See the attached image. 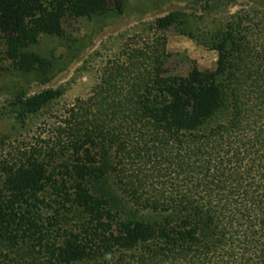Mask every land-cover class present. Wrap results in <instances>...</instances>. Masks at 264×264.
<instances>
[{"label": "trees", "instance_id": "16d2710c", "mask_svg": "<svg viewBox=\"0 0 264 264\" xmlns=\"http://www.w3.org/2000/svg\"><path fill=\"white\" fill-rule=\"evenodd\" d=\"M122 12L0 0V70L47 79L42 35ZM176 26L172 14L133 37L31 140H0V264H264V8L227 24L209 72L170 69L163 32ZM63 94L20 99L17 119Z\"/></svg>", "mask_w": 264, "mask_h": 264}, {"label": "rangeland", "instance_id": "374dc122", "mask_svg": "<svg viewBox=\"0 0 264 264\" xmlns=\"http://www.w3.org/2000/svg\"><path fill=\"white\" fill-rule=\"evenodd\" d=\"M123 12L107 17L81 19L67 27L64 38L57 32L44 34L33 49L54 61L47 79L19 72L9 62L0 70V140L6 146L31 140L46 122L78 98H87L108 59L117 58L135 36H153L158 20L176 15L177 26L163 32L171 55L169 66L188 73L187 59L203 72L215 69L216 42L239 11L262 10L264 0H120ZM4 33L0 30V49ZM63 89V96L41 114L17 119L16 105L45 90Z\"/></svg>", "mask_w": 264, "mask_h": 264}]
</instances>
